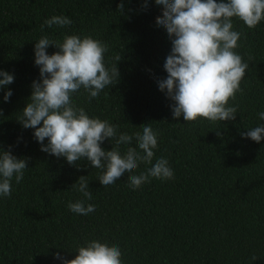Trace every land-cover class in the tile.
I'll use <instances>...</instances> for the list:
<instances>
[{"label":"trees","instance_id":"1","mask_svg":"<svg viewBox=\"0 0 264 264\" xmlns=\"http://www.w3.org/2000/svg\"><path fill=\"white\" fill-rule=\"evenodd\" d=\"M121 2L123 11L117 10ZM162 11L155 0H0V70L14 75L0 89V147L28 158L23 180L13 178L11 196H0V264H63L90 240L118 245L123 264H264V139L241 135L264 126L258 116L264 112V20L253 29L233 18V30L242 33L235 51L249 64L243 92L229 101L238 106L236 119L187 122L173 117V101L158 85L167 78L172 49L166 29L156 23ZM52 16L73 23L41 31ZM43 35L57 41L90 35L107 44L105 65L117 64L119 79L96 98L81 88L73 102L90 118L116 125L118 134L142 133L141 125L150 124L158 133L153 164L167 159L172 179L150 178L133 190L126 173L103 186L101 170L86 159L78 169L41 151L35 130L18 119L40 79L34 47ZM56 51L47 49L49 55ZM101 146L111 150L115 141ZM130 146L137 147L135 139L120 145L121 153ZM149 167L140 163L134 174ZM81 176H87L91 200L72 187ZM77 200L95 211L68 210V202Z\"/></svg>","mask_w":264,"mask_h":264},{"label":"clouds","instance_id":"2","mask_svg":"<svg viewBox=\"0 0 264 264\" xmlns=\"http://www.w3.org/2000/svg\"><path fill=\"white\" fill-rule=\"evenodd\" d=\"M155 3L163 6L156 23L166 29L172 43L164 64L168 75L158 85L173 101V117L183 116L187 122L198 118L211 122L234 121L238 106H230L229 101L235 100L237 92H243L240 85L249 64L235 51L242 33L233 30V18L254 29L264 20V0H155ZM117 10H124L123 2ZM72 23L67 16H52L41 24V31L45 25L51 28ZM49 46H55L58 51L49 55ZM107 51V44L90 35H65L62 41L41 36L34 47L40 79L33 81L31 96L18 122L25 129L35 130L34 138L40 143L41 151L64 157L78 169L77 162L82 159L89 161L90 167L100 169L98 180L103 186L114 184L126 173L128 186L133 190L150 182V178L172 179L174 172L167 159L161 157L153 164L158 133L150 124L141 125L142 133L118 134L116 125L90 118L83 107L74 104L73 94L81 88L90 98H96L119 79L117 64L105 65ZM115 59L121 60L119 56ZM0 77V89L14 82V75L7 71L0 70ZM12 95L9 89L4 100L7 102ZM258 116L264 120V112ZM241 135L259 143L264 139V126L248 129ZM133 139L141 151L130 146L122 154L120 145H131ZM105 140H114L115 146L105 150L101 146ZM27 159L13 155L11 146L7 151L0 147V196H11L13 178L17 184L23 180ZM140 163L151 167L136 175L134 170ZM72 187L86 200L93 198L87 176L79 177ZM67 208L80 215L95 211V205L85 206V200L69 201ZM75 252L78 253L75 258L65 259L63 264H123L122 251L116 244L90 240ZM56 256L61 258L59 253ZM252 259L258 258L253 255Z\"/></svg>","mask_w":264,"mask_h":264}]
</instances>
